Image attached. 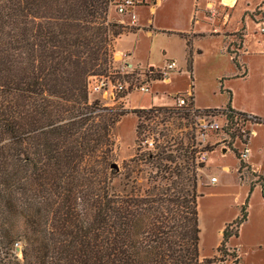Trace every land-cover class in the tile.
Here are the masks:
<instances>
[{
  "label": "trees",
  "instance_id": "trees-1",
  "mask_svg": "<svg viewBox=\"0 0 264 264\" xmlns=\"http://www.w3.org/2000/svg\"><path fill=\"white\" fill-rule=\"evenodd\" d=\"M112 6L113 0H0V264L223 260L200 253L203 162L196 161L193 135L186 142L147 130L141 118L165 107L128 110L89 99L88 77L110 66L112 41L135 29L110 20ZM176 34L187 39L192 81L190 39ZM230 101L210 109L228 120L235 136L236 120L247 113L232 109ZM126 112L137 116L135 152L122 166L128 189V183L114 185L110 160L111 131ZM146 137L153 145L141 151L138 141ZM232 150L237 160L238 150ZM142 172L144 180L137 176ZM245 206L246 200L240 216L225 224L218 253L238 235ZM233 225L236 232L229 231ZM223 252L237 264L234 248Z\"/></svg>",
  "mask_w": 264,
  "mask_h": 264
},
{
  "label": "rangeland",
  "instance_id": "rangeland-1",
  "mask_svg": "<svg viewBox=\"0 0 264 264\" xmlns=\"http://www.w3.org/2000/svg\"><path fill=\"white\" fill-rule=\"evenodd\" d=\"M161 1L162 4L156 5L155 13L144 6H137L135 9L138 18H141L144 22H146L147 17L151 18V22L148 24L154 30L151 38L144 33L140 34L138 58L144 59L147 55L149 61L155 63L164 61L165 54H179L182 52V38L173 31L191 28L193 19L198 17L202 20V26L206 28L209 25L205 22V19L200 17L203 13L200 12V7L195 4V0ZM255 1L249 0L250 5L246 6L245 0H240L237 6L230 10L231 17L227 28L232 29L237 26L236 24L239 25L236 27L239 31L235 33V38L232 41L225 40L221 36H206L196 41L202 50V54L194 59L192 58L191 63L194 69L192 78L195 85L196 104L225 106L230 98L232 109L241 110L240 112L244 111L245 113L252 111L255 112V115L264 117V33L260 30L263 19L261 16L256 15L257 9L252 5ZM194 9H197L196 13H192ZM258 9L264 11V5ZM111 11L116 17H122L113 6ZM242 12L246 13L243 14ZM241 14L244 16V20L241 19ZM126 21L129 24H122L135 27L129 16H127ZM119 58L120 55L111 51L110 66L100 75L109 76L111 79L125 77L129 81H135V75L123 76L117 73L120 65L116 61ZM141 62L146 61L142 60ZM150 67L157 68L153 65ZM169 76L171 77L170 84L156 83L149 93L130 90L127 94L128 106H124L123 102L119 101L112 104L99 94H94L91 99H98L100 103L106 106H118L119 109L128 110L133 109L130 105H145L151 100L159 98L160 100L171 101V96L168 93L170 89L183 88L187 86L188 82L191 84L192 81L190 75L186 76L184 69L171 72ZM163 89L166 92H163ZM152 95L154 99L151 97ZM168 105L167 107L172 108L174 106L173 101L169 102ZM168 115L162 113L157 118L141 119L147 125V130L149 128L162 130L170 136L169 138L181 137L186 142L192 140L190 137L193 135L196 144L197 140L193 132L188 127H184V122L180 117L182 114L173 113L169 117ZM160 119L165 120V123L162 120L163 126H160L158 122ZM217 122L219 125L222 123L220 117H218ZM136 123V114L126 112L115 123L111 131L114 145L110 160L117 165L115 169L117 176L114 178V185L118 188H122L124 183H128L126 187L128 189L131 184L130 180L127 181L123 174L127 172V169L122 168V166L125 162L129 163V159L135 152ZM231 129L232 127L225 126L223 128L224 133L219 129L208 131L205 139L201 143L199 142L200 146L198 145L209 151L206 161L198 170L200 253L203 257L221 256L223 260L216 264H231L232 258L229 255H224L223 251L228 246L234 245L241 250L243 259L246 262L244 264H264V212L262 211L264 196L259 190L250 195V188L247 181H245L243 170L237 172L238 160H236L232 149L241 151L243 145L235 136L231 135ZM259 132V135L254 138L253 144L264 147V127L259 128ZM143 139L141 138L138 143H140L141 151H146L145 147H152L153 144L145 142L146 139L151 142V138L146 137ZM171 141L173 142V140ZM221 147H229V149L225 154H222ZM223 166L225 168L229 166L231 169L226 171ZM239 172H242V174ZM134 175L132 173L130 176ZM137 176L142 180L146 174L142 172ZM211 176H216L218 181L211 183ZM260 182H262V178ZM246 188L247 191L244 195ZM245 200V209L248 214L246 215V218H248L247 225L242 228L241 235H238L237 239H229V237L222 252L218 253L216 248L220 245L222 234V231L221 234L219 233V227L240 216L241 207L244 205ZM229 231L236 232L237 230L233 225L229 228ZM21 246L19 242V249H21ZM16 251L20 255V250Z\"/></svg>",
  "mask_w": 264,
  "mask_h": 264
},
{
  "label": "crops",
  "instance_id": "crops-1",
  "mask_svg": "<svg viewBox=\"0 0 264 264\" xmlns=\"http://www.w3.org/2000/svg\"><path fill=\"white\" fill-rule=\"evenodd\" d=\"M231 3H226L224 0H195V4L200 7V12L203 14H199L200 17L205 19V22H207L209 25L205 28V26L201 25V19L194 18L193 19V26L189 29H183V30H175L173 33H184L187 35V38L190 39L191 43V55L192 58L194 59L196 56H200L202 54L201 48L197 45V42L199 38L201 37H206V36H221L225 40L232 41L235 38V33L239 31L236 27L239 25L236 24L237 26L232 29H228V23L229 19L231 17V11L233 10L238 2L240 0H230ZM249 0H245V5L249 6L250 4L248 3ZM227 5H225V4ZM159 4H162V1L159 0ZM253 7H255L256 10V15L261 16L262 19H264V11L262 9H258L259 7L264 5V0H256L253 4ZM139 6H144L146 9H149L146 5H139ZM137 7L134 8V12L136 13V19L133 22L135 29L133 31H129L126 33H123L119 36H117L111 44V51L114 53H117L120 55V58L116 61L120 66H122L124 63H128L129 68H144L145 66L150 67L151 65L155 67H162L165 60L167 59H174L177 64H178V71L181 69H184V73H186V76L189 75V71L187 69V57H188V46H187V39L180 36L182 38V52L177 54V53H170V54H165V60L161 62H151L149 61L148 56L144 59H139L138 58V48H139V36L141 33H144L147 37H152L154 34V30H152L151 25L148 23L151 22V18L147 17L146 22H144L141 18H138V13L135 11ZM197 8V7H196ZM156 6H154V9L151 11L155 13ZM148 11V10H147ZM197 9H194L192 13H196ZM245 14L246 12H242ZM122 17L118 18L115 15H113L111 8L108 13V17L110 20L118 21L119 23H124V24H129L127 20V14L121 15ZM193 17V16H192ZM130 18V16H129ZM241 19L244 20V16L241 14ZM192 21V19H191ZM201 25V26H200ZM158 31V30H157ZM264 33V32H263ZM178 35V34H177ZM179 36V35H178ZM164 53H166L163 50ZM146 61V62H141V61ZM180 65V66H179ZM176 72V71H174ZM191 74L192 76L194 75V69L193 65H191ZM163 82V81H153L151 84V91L154 86V84ZM165 84H170L171 83V77L169 76V79L167 82H163ZM192 85V92H193V100L194 104L197 107L201 108H222L223 106H212V105H198L196 104V92H195V85H194V80L191 82ZM191 84L188 82L187 86L179 89H170L168 91L169 94L175 93V92H181L185 91L188 87H191ZM163 92H166L164 89L162 90ZM128 95L125 96L123 99V105L128 106ZM152 98L154 97L153 95L151 96ZM154 99V98H153ZM156 99V98H155ZM172 101V100H171ZM168 100H151L148 104L145 105H130L131 108L137 107H148L151 105H168L169 102ZM232 107V106H231ZM233 108V107H232ZM241 111V110H238ZM244 112V111H243ZM248 114H254L255 112L249 111L247 112ZM255 115V114H254ZM261 117V116H260ZM264 118V117H262ZM250 129L252 130V133L249 136V140L247 142V157L244 161V163L247 165V169L244 170V178L245 181H247L248 186H249V194L252 195L256 190H259L261 193L262 191L264 192V188L262 184L264 185V147L261 145L256 146L253 144L254 138H256L259 135V128L264 127V124L261 123H250ZM236 166H237V161H236ZM228 170L231 168L229 166H226ZM223 169L226 170L225 166H223ZM226 170V171H228ZM217 178V177H216ZM262 178V182H260V179ZM218 181V178L216 179ZM215 181V182H216ZM247 191V188L244 191V195ZM264 202V200H263ZM264 207V203H263ZM264 212V208L262 209ZM248 215V214H247ZM248 217V216H247ZM227 223V222H226ZM224 223L221 227H219V233L221 234V231L223 230V226L226 224ZM248 223V218H246L239 226L238 228V235H241L242 228L247 225ZM237 236H231L229 239H237ZM201 238V237H200ZM229 248H234L237 256H238V262L237 264H244L246 263L243 259V255L241 250L238 247L233 246H228Z\"/></svg>",
  "mask_w": 264,
  "mask_h": 264
},
{
  "label": "built area",
  "instance_id": "built-area-1",
  "mask_svg": "<svg viewBox=\"0 0 264 264\" xmlns=\"http://www.w3.org/2000/svg\"><path fill=\"white\" fill-rule=\"evenodd\" d=\"M159 4V0H113V7L115 10L121 14H127L130 16L131 23H133L136 19V13L134 12V8L139 5H146L150 11L154 9V6ZM261 32H264V19L262 21V25L260 28ZM138 69V71H137ZM178 71V64L174 59H167L165 60L162 67L158 68H129L128 63H124L122 66H120L119 74L126 75V76H134L135 81H129L125 77H119L111 79L109 76H103L100 74H94L90 75L88 77L87 82V92L89 99L94 94L101 95L106 101L111 102L114 104L115 102H123V99L125 96L130 92V90H139L144 93H149L151 91V84L153 81H163L167 82L169 79V74L171 72ZM158 78V79H157ZM171 99L173 101L174 106L167 107L169 105H159L161 107H165L166 110L161 111L160 113H155L153 116L154 118H157L158 115H161L162 113H167L169 116L173 113H179L182 114L180 117L184 122V127H188L193 134L194 137L197 140V143L194 145L198 148V151L196 152V161L197 162H204L207 159V155L209 151L205 148L199 147L205 137L206 133L211 130H217L223 131V128L227 126L228 120L225 119L224 122H222L220 125L217 122L218 116L220 115L219 112L213 111L210 108H201L197 107L194 104L193 100V92H192V86L188 87L185 91L181 92H175L170 94ZM108 104V103H106ZM111 104V105H112ZM156 106V105H153ZM152 107H144L149 108ZM222 115V114H221ZM167 118V117H166ZM225 118V117H224ZM237 121V127L238 130L236 132V139H238L242 145L243 148L241 151L238 150V163L241 161L243 164L241 167H239V164L237 166V172L239 170H246L248 167L244 163L246 157H247V142L249 140V136L252 133V130L248 125L250 123H253L252 118L250 115H244L240 117ZM161 126V125H160ZM151 136V135H149ZM225 140V139H224ZM151 142H148L146 139L145 142L152 145ZM199 145V146H198ZM225 147V146H223ZM221 147V153L225 154V152L229 149ZM231 149V148H230ZM212 152V150H211ZM226 170H228L226 168ZM242 174V172H239ZM216 176H211L210 181L215 182ZM19 242L15 243V249L17 250L19 247Z\"/></svg>",
  "mask_w": 264,
  "mask_h": 264
},
{
  "label": "water",
  "instance_id": "water-1",
  "mask_svg": "<svg viewBox=\"0 0 264 264\" xmlns=\"http://www.w3.org/2000/svg\"><path fill=\"white\" fill-rule=\"evenodd\" d=\"M112 167H117V165L115 163L112 164ZM17 250H20L19 248Z\"/></svg>",
  "mask_w": 264,
  "mask_h": 264
},
{
  "label": "bare ground",
  "instance_id": "bare-ground-1",
  "mask_svg": "<svg viewBox=\"0 0 264 264\" xmlns=\"http://www.w3.org/2000/svg\"><path fill=\"white\" fill-rule=\"evenodd\" d=\"M226 3L228 2V3H231V1L230 0H224ZM225 4V3H224ZM225 5H227V4H225Z\"/></svg>",
  "mask_w": 264,
  "mask_h": 264
}]
</instances>
